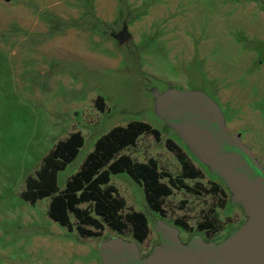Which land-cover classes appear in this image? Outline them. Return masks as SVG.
Here are the masks:
<instances>
[{
  "label": "rangeland",
  "instance_id": "374dc122",
  "mask_svg": "<svg viewBox=\"0 0 264 264\" xmlns=\"http://www.w3.org/2000/svg\"><path fill=\"white\" fill-rule=\"evenodd\" d=\"M118 1L98 4L100 18L97 0H0V264H101L98 243L113 235L136 240L142 255L151 250L158 218L186 242L219 241L247 219L155 114L147 87L200 89L220 102L228 79L240 77L233 89L246 90L252 109L221 104L228 129L264 166V4ZM139 121L149 127L114 129ZM75 133L76 156L68 159L72 146L56 154L66 161L58 191L25 199L28 176ZM99 174L108 179L89 185ZM80 184L87 197L69 224L52 218L53 197Z\"/></svg>",
  "mask_w": 264,
  "mask_h": 264
},
{
  "label": "water",
  "instance_id": "95a60500",
  "mask_svg": "<svg viewBox=\"0 0 264 264\" xmlns=\"http://www.w3.org/2000/svg\"><path fill=\"white\" fill-rule=\"evenodd\" d=\"M122 40L129 34L121 32ZM155 114L231 192V205L247 217L219 241L192 236L163 219L153 221L159 242L143 256L138 242L113 235L98 243L101 264H264V166L239 132L228 129L220 104L207 92L147 87Z\"/></svg>",
  "mask_w": 264,
  "mask_h": 264
},
{
  "label": "trees",
  "instance_id": "16d2710c",
  "mask_svg": "<svg viewBox=\"0 0 264 264\" xmlns=\"http://www.w3.org/2000/svg\"><path fill=\"white\" fill-rule=\"evenodd\" d=\"M136 124L144 128L149 127L146 122L139 121L135 122V124L131 122L126 127L120 126L114 129H122L125 132ZM77 137L78 135L77 133H75L71 135L68 140L58 142L55 149L53 150V154H48L45 157V165L43 169L38 172V177H34L32 175L28 176L27 188L21 193L25 199L31 201L32 203H36L39 199L49 196L52 193L58 191V173L63 168V166L66 165V161H58L56 154L57 156L61 154L63 155V153L65 152V146H67L68 148L72 146V154L68 159H73L77 154L78 147L82 145L81 138ZM101 175L102 174H99L94 180L89 183V185H94L93 183H95V181L99 182L103 179H108L107 177L103 178V176ZM79 189H82L81 184L78 189H76L74 192H72V194H69L68 196H64V194H58L57 196L53 197L49 207L50 216L64 225L69 224V211H79L76 203L81 201V198L86 199L87 197V190L83 189L81 195H78L77 190ZM135 234L142 237V235H140L138 231H135Z\"/></svg>",
  "mask_w": 264,
  "mask_h": 264
},
{
  "label": "crops",
  "instance_id": "0c3cea01",
  "mask_svg": "<svg viewBox=\"0 0 264 264\" xmlns=\"http://www.w3.org/2000/svg\"><path fill=\"white\" fill-rule=\"evenodd\" d=\"M116 2H119L118 0H115ZM263 4H264V0H260ZM107 0H97V6H96V10H97V14L98 16L101 18V9L99 8L98 4H101V3H106ZM260 12L263 13L262 9H260ZM107 12H105L106 14ZM264 15V13H263ZM262 39H264V37H262ZM251 54V53H250ZM94 55V53H93ZM253 57V56H252ZM254 60L252 61L251 60V63L250 65L248 66L249 68H251V66H253V63ZM259 63H260V66L263 65V68H264V60L260 59L259 60ZM246 77H251V73L249 74H246L245 75V78ZM240 77H231L230 79H228V83L231 85L230 87H228L226 90H221L220 92H218L217 96L219 97L220 99V102L217 100V102L221 105L223 111H224V108L223 106H225L226 104H229V108L231 109H252V106L250 105L251 102L249 100V98L247 97V92L246 90L244 89L242 92H239L237 91L236 89H233L237 86H240L241 83L239 81ZM223 106H222V104ZM238 116L234 117V121L231 123L233 126L236 127V122ZM229 123V122H228ZM243 137V136H242Z\"/></svg>",
  "mask_w": 264,
  "mask_h": 264
},
{
  "label": "flooded vegetation",
  "instance_id": "af4514ba",
  "mask_svg": "<svg viewBox=\"0 0 264 264\" xmlns=\"http://www.w3.org/2000/svg\"><path fill=\"white\" fill-rule=\"evenodd\" d=\"M215 100H216V99H215ZM216 101H217V100H216ZM220 106H221V105H220ZM241 135H242V133H241ZM242 139H243V137H242ZM248 146L251 147L250 145H248ZM256 157H257V155H256ZM185 242H186V241H185ZM154 246H155V245H154ZM154 246H153V247H154ZM152 249H153V248H151V250H149V251H148L146 254H144L143 256L149 254V253L152 251Z\"/></svg>",
  "mask_w": 264,
  "mask_h": 264
}]
</instances>
